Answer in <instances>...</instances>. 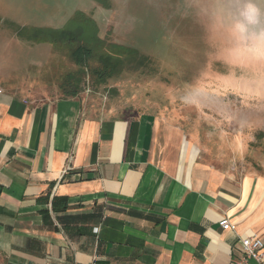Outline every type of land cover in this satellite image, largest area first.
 Here are the masks:
<instances>
[{"label":"crops","instance_id":"1","mask_svg":"<svg viewBox=\"0 0 264 264\" xmlns=\"http://www.w3.org/2000/svg\"><path fill=\"white\" fill-rule=\"evenodd\" d=\"M87 109L0 85V264H230L252 237L264 250V174L199 162L154 115Z\"/></svg>","mask_w":264,"mask_h":264},{"label":"rangeland","instance_id":"2","mask_svg":"<svg viewBox=\"0 0 264 264\" xmlns=\"http://www.w3.org/2000/svg\"><path fill=\"white\" fill-rule=\"evenodd\" d=\"M248 2L0 0V85L36 101L76 90L91 116L154 115L181 129L199 149V162L264 174V43L253 39L264 31V0H251L261 12L258 24L241 14ZM77 12L96 23L104 43L83 71L71 59L77 43L27 39L32 30L70 29ZM82 27L92 37L91 27ZM113 43L135 54L117 58L122 70L99 80L93 70H102L100 57L113 59L106 46Z\"/></svg>","mask_w":264,"mask_h":264},{"label":"trees","instance_id":"3","mask_svg":"<svg viewBox=\"0 0 264 264\" xmlns=\"http://www.w3.org/2000/svg\"><path fill=\"white\" fill-rule=\"evenodd\" d=\"M73 21L72 26L69 28H62V29H37L32 30V35L28 37V41L32 43H48L52 46L57 44H65V45H72L76 44V48L71 52V59L72 61L79 66V68L83 71L86 69L89 60L93 57V53L101 46H104L103 40H101L98 36V28L96 23L87 18L86 15L82 12H77L71 19ZM83 24H87L92 29V37H88L82 33L85 30L82 26ZM87 29V28H86ZM79 31L78 36L75 34L76 31ZM24 38V37H23ZM78 39H80L78 41ZM83 41V42H81ZM79 43V44H78ZM87 43V45H86ZM94 46V48H92ZM108 48H113V59L109 56H102L100 57V64L102 66V70L94 69L93 74L94 76L101 80L103 79V74L110 75L113 71L114 73L120 72L122 70V66L125 65V58L124 55L130 57L131 55L134 56L131 50H128L124 47H121L117 44H108L106 45ZM124 58V62L117 58ZM127 57V58H128ZM113 60V62H112ZM120 68V69H119ZM103 73V74H102ZM74 79H71L73 81ZM77 91L74 90L68 96H75ZM57 201H66L65 199H52L51 207L53 211L57 210L56 203ZM67 208V205L64 203L60 210L64 211Z\"/></svg>","mask_w":264,"mask_h":264},{"label":"built area","instance_id":"4","mask_svg":"<svg viewBox=\"0 0 264 264\" xmlns=\"http://www.w3.org/2000/svg\"><path fill=\"white\" fill-rule=\"evenodd\" d=\"M222 231H231V225L227 218H223L218 223ZM242 254L239 258L234 259L230 264H248L250 260L257 264H263L264 250L263 244L259 238H246L240 240Z\"/></svg>","mask_w":264,"mask_h":264},{"label":"clouds","instance_id":"5","mask_svg":"<svg viewBox=\"0 0 264 264\" xmlns=\"http://www.w3.org/2000/svg\"><path fill=\"white\" fill-rule=\"evenodd\" d=\"M247 22V24H258L259 17L261 15L260 9L256 7L254 3L249 0V2L245 5L243 12L241 13ZM237 29L239 31H246L245 24H238ZM253 39L258 43H264V31L254 34Z\"/></svg>","mask_w":264,"mask_h":264}]
</instances>
